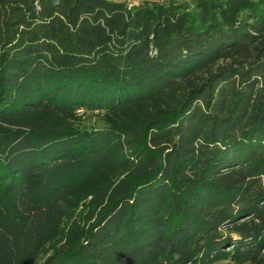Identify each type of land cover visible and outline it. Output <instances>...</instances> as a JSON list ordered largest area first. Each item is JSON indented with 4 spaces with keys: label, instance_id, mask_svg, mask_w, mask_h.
I'll return each mask as SVG.
<instances>
[{
    "label": "trees",
    "instance_id": "trees-1",
    "mask_svg": "<svg viewBox=\"0 0 264 264\" xmlns=\"http://www.w3.org/2000/svg\"><path fill=\"white\" fill-rule=\"evenodd\" d=\"M226 261L264 264V0H0V264Z\"/></svg>",
    "mask_w": 264,
    "mask_h": 264
},
{
    "label": "rangeland",
    "instance_id": "rangeland-1",
    "mask_svg": "<svg viewBox=\"0 0 264 264\" xmlns=\"http://www.w3.org/2000/svg\"><path fill=\"white\" fill-rule=\"evenodd\" d=\"M117 2H124L129 5L141 3L143 1H166V0H114ZM178 2H185L193 5L195 0H174ZM68 125L71 130H84V129H99L107 125H112L117 120L113 115L101 112H77L76 116L68 118ZM218 264H231L229 262H220Z\"/></svg>",
    "mask_w": 264,
    "mask_h": 264
}]
</instances>
